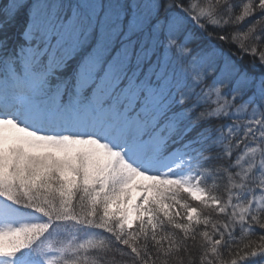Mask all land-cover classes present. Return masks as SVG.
I'll list each match as a JSON object with an SVG mask.
<instances>
[{"label":"snow or ice","instance_id":"obj_1","mask_svg":"<svg viewBox=\"0 0 264 264\" xmlns=\"http://www.w3.org/2000/svg\"><path fill=\"white\" fill-rule=\"evenodd\" d=\"M0 264H264V0H0Z\"/></svg>","mask_w":264,"mask_h":264}]
</instances>
